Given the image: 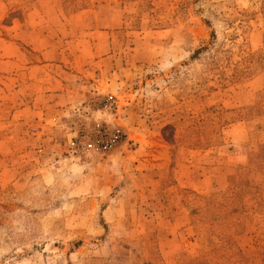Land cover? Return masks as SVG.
<instances>
[{"label":"rangeland","instance_id":"rangeland-1","mask_svg":"<svg viewBox=\"0 0 264 264\" xmlns=\"http://www.w3.org/2000/svg\"><path fill=\"white\" fill-rule=\"evenodd\" d=\"M0 264H264V0H0Z\"/></svg>","mask_w":264,"mask_h":264}]
</instances>
